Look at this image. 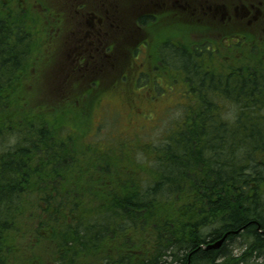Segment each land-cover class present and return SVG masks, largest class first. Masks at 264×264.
<instances>
[{
	"label": "trees",
	"instance_id": "trees-1",
	"mask_svg": "<svg viewBox=\"0 0 264 264\" xmlns=\"http://www.w3.org/2000/svg\"><path fill=\"white\" fill-rule=\"evenodd\" d=\"M27 2L0 0V264H264V60L218 71L198 63L208 42L162 48L189 102L139 162L74 137L64 120L85 110L26 108L42 39Z\"/></svg>",
	"mask_w": 264,
	"mask_h": 264
},
{
	"label": "rangeland",
	"instance_id": "rangeland-1",
	"mask_svg": "<svg viewBox=\"0 0 264 264\" xmlns=\"http://www.w3.org/2000/svg\"><path fill=\"white\" fill-rule=\"evenodd\" d=\"M205 2L221 6L216 18L209 13L191 15L190 12L178 11L171 14L172 19L168 20V15L158 17L155 23L137 29L141 30L143 36H152L154 40L169 43L171 41L186 51L192 50L193 44L199 48L202 43L208 42L209 50L213 49L212 56L205 58L204 54L198 59L204 68L222 71L230 65L252 64L255 56L264 60V0ZM252 3L260 10L256 20L247 24L239 16L235 17L233 9L236 5ZM69 5V0H28L24 5L41 30L42 38L35 49L39 55L36 68L30 69L25 87L26 108L32 110L37 105L44 106V114L50 115L57 114L55 107L66 111L71 107L77 113L85 110L81 119L77 114L64 120L75 129L74 137L81 136V141H88V138L96 136L101 146L99 149H109L115 154L126 153L130 146H138L136 150H140V154L137 160L150 161L141 151L160 144L175 128L174 124L180 120L184 104L189 102L186 96H189L190 78L173 71L155 77L137 76L135 65H132L136 59L135 53L124 57L123 64L119 63L115 69L103 75L82 73L79 77L73 74L70 60H65L66 41L73 30L71 17L74 12ZM175 23L180 24V31L173 29ZM183 25L186 28H182ZM159 29L161 34L157 35ZM233 34L246 36L248 47H229L225 37ZM136 46L137 43L133 44L130 50L136 49ZM143 53L140 52L139 59L146 56ZM164 63L181 68L179 62L165 57ZM242 242V238H237L228 245V249L233 254H239Z\"/></svg>",
	"mask_w": 264,
	"mask_h": 264
},
{
	"label": "flooded vegetation",
	"instance_id": "flooded-vegetation-1",
	"mask_svg": "<svg viewBox=\"0 0 264 264\" xmlns=\"http://www.w3.org/2000/svg\"><path fill=\"white\" fill-rule=\"evenodd\" d=\"M69 1L68 7H72L71 11L76 15L71 14L73 30L66 41L68 47L65 51V60H70L73 72L70 71L79 77L82 73L90 76L103 75L115 69L119 63L123 64L124 57L133 56L134 53L136 59L132 65H135L134 72L137 76L155 77L171 71L185 76L184 68L178 69L164 63L162 48L171 45L182 52L189 53V50L186 51L182 47L181 49L171 41L169 43L160 39L154 40L155 37L152 36H143L139 29L148 23H155L158 17L164 18L168 15V20L172 19L171 14L178 11L190 12L191 15L209 13L211 17L216 18L221 8L217 3H206L205 0ZM233 12L235 17L239 16L247 24H251L260 14L258 6L254 3L236 5ZM225 15L226 12L223 16ZM231 17L230 15L229 18ZM175 24L173 29L180 31V24ZM183 27L186 28L185 25ZM160 31L159 29L157 35L161 34ZM225 39L229 42L228 46L233 49L249 45L247 37L241 34L229 35ZM135 43L136 49L130 50ZM210 45L213 47L212 43ZM192 47V50H196L198 46L193 44ZM140 52L146 55L142 59H139Z\"/></svg>",
	"mask_w": 264,
	"mask_h": 264
},
{
	"label": "water",
	"instance_id": "water-1",
	"mask_svg": "<svg viewBox=\"0 0 264 264\" xmlns=\"http://www.w3.org/2000/svg\"><path fill=\"white\" fill-rule=\"evenodd\" d=\"M236 233H238V230L226 232L219 239H217L213 242H208L206 244H202L200 247L202 249H205V250L218 249L222 245V243L225 241V239L227 238V236L229 234H236Z\"/></svg>",
	"mask_w": 264,
	"mask_h": 264
}]
</instances>
